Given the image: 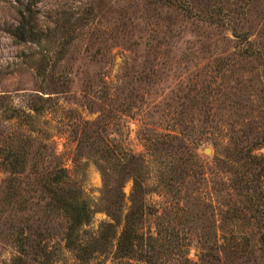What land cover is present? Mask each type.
<instances>
[{"label": "rangeland", "instance_id": "obj_1", "mask_svg": "<svg viewBox=\"0 0 264 264\" xmlns=\"http://www.w3.org/2000/svg\"><path fill=\"white\" fill-rule=\"evenodd\" d=\"M56 196L89 208L74 248ZM18 256L264 264V0H0V264Z\"/></svg>", "mask_w": 264, "mask_h": 264}, {"label": "trees", "instance_id": "obj_2", "mask_svg": "<svg viewBox=\"0 0 264 264\" xmlns=\"http://www.w3.org/2000/svg\"><path fill=\"white\" fill-rule=\"evenodd\" d=\"M56 198L55 209L63 213L67 223V229L64 231L63 237L67 246L74 248L79 245V240H81L78 233L79 227L89 222V208L85 201L79 198H77V200H72V202L60 200L58 196H56ZM140 238L141 235L138 228L133 227L128 218L118 237V246L121 248L123 247L125 251H127L124 255L128 256L130 255L133 244ZM22 257L23 256H18L14 258L12 264H24L22 262Z\"/></svg>", "mask_w": 264, "mask_h": 264}]
</instances>
